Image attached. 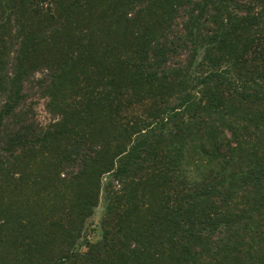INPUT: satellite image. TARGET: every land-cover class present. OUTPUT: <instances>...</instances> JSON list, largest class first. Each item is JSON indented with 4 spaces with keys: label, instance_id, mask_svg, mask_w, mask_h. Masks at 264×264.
I'll use <instances>...</instances> for the list:
<instances>
[{
    "label": "trees",
    "instance_id": "16d2710c",
    "mask_svg": "<svg viewBox=\"0 0 264 264\" xmlns=\"http://www.w3.org/2000/svg\"><path fill=\"white\" fill-rule=\"evenodd\" d=\"M0 264H264V0H0Z\"/></svg>",
    "mask_w": 264,
    "mask_h": 264
}]
</instances>
